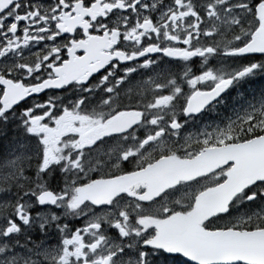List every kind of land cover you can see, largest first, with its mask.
Masks as SVG:
<instances>
[{
    "label": "snow or ice",
    "instance_id": "snow-or-ice-1",
    "mask_svg": "<svg viewBox=\"0 0 264 264\" xmlns=\"http://www.w3.org/2000/svg\"><path fill=\"white\" fill-rule=\"evenodd\" d=\"M257 80L264 0H0V264H264Z\"/></svg>",
    "mask_w": 264,
    "mask_h": 264
},
{
    "label": "trees",
    "instance_id": "trees-1",
    "mask_svg": "<svg viewBox=\"0 0 264 264\" xmlns=\"http://www.w3.org/2000/svg\"><path fill=\"white\" fill-rule=\"evenodd\" d=\"M262 85H264V81H261V80H257L254 87L256 89H259Z\"/></svg>",
    "mask_w": 264,
    "mask_h": 264
},
{
    "label": "rangeland",
    "instance_id": "rangeland-1",
    "mask_svg": "<svg viewBox=\"0 0 264 264\" xmlns=\"http://www.w3.org/2000/svg\"><path fill=\"white\" fill-rule=\"evenodd\" d=\"M213 117H210L209 119H212Z\"/></svg>",
    "mask_w": 264,
    "mask_h": 264
},
{
    "label": "flooded vegetation",
    "instance_id": "flooded-vegetation-1",
    "mask_svg": "<svg viewBox=\"0 0 264 264\" xmlns=\"http://www.w3.org/2000/svg\"><path fill=\"white\" fill-rule=\"evenodd\" d=\"M211 116H209V118H210Z\"/></svg>",
    "mask_w": 264,
    "mask_h": 264
}]
</instances>
